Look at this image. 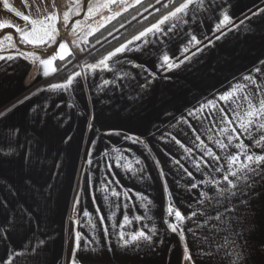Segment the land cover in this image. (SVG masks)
I'll return each instance as SVG.
<instances>
[{"label": "snow or ice", "instance_id": "1", "mask_svg": "<svg viewBox=\"0 0 264 264\" xmlns=\"http://www.w3.org/2000/svg\"><path fill=\"white\" fill-rule=\"evenodd\" d=\"M40 3H45V0H40ZM155 3L166 11L156 9L160 16L154 23L102 54L95 63L80 64L81 71L71 72L63 82H49L46 89H37V92H75L80 87L78 77L84 80V87L87 88L89 76L98 72L111 73V79L101 77L95 87L105 95L108 90H119L124 95L131 88L136 95L131 97L128 94L130 98L134 103L139 101L142 104L146 97H150V88L158 76L174 80L176 70H187L188 65L194 63L206 49L214 47L217 41L226 38L229 33L239 30L233 15L217 0H155ZM137 5L143 8V12ZM232 6L231 0H228V7ZM2 7L6 11H13L7 0H4ZM52 7L53 11L42 17L16 12V16L25 22L23 25L0 22V52L11 49L15 53L0 54V62L5 65L0 71L5 75L9 68L13 72L16 70L17 66L13 62L17 59L38 65L45 77L51 72L66 69L72 63L66 57H74L75 54L66 40L59 39L61 32L57 21L60 15L55 10L54 0ZM131 8L136 9L131 16L135 20L138 15L143 16L144 12H148L149 8H155V5L151 0L146 4L144 0H69L62 13V22L64 28L76 37L71 41L72 46L80 49L81 53L94 55L99 51L97 45L103 47L105 43L110 44L108 37L113 36V31H119L115 26L109 29L106 25ZM217 11L220 16L210 29V34L199 32L202 25L197 22L201 14L214 15ZM81 14L82 20L77 19L69 25L73 16L79 17ZM241 14L244 19L239 24L248 21L258 29L264 26V9L251 11L250 15ZM253 17H260L259 25L254 23ZM143 18L147 20V16ZM123 27L124 23H120V28ZM9 28L14 30L13 33L5 34L4 30ZM16 34L18 40L14 39ZM89 36L93 37L94 42H89ZM260 39L264 41V34ZM177 40L180 42L173 51L168 45ZM18 44L31 46V50L21 51ZM53 45L56 47L53 48ZM49 48L51 52L47 51ZM129 52L153 57L155 70L143 63L137 64L135 57L122 58ZM57 60L63 63L56 66L54 62ZM126 66L138 68L146 76L133 77L131 72L125 70ZM170 72L174 74L168 75ZM23 102L18 101L0 110V165L19 162L17 180L0 175V245L5 246L0 264H48L42 259L48 250L43 238L46 233L42 228L47 207L44 193L46 185L38 183L33 175L40 167V160L45 158L42 155L43 132L48 121H43V127L33 126L30 130L7 124L10 115ZM163 114L171 115L168 109H164ZM95 119L94 114L88 117L89 130L95 127ZM33 120L35 125L41 124L38 113ZM168 125L173 131H166L156 139L165 144L174 141L183 150L178 158L168 151L165 155L176 167L180 180H184L182 190L175 195L187 197L183 202L188 209L185 211L173 203V193L165 183L164 212L168 218L163 223L166 230L181 241L182 259L179 264H264V59H259L251 72L234 78L226 89L211 91L208 97L198 100L196 104L185 105L179 117L171 115ZM105 135L119 136L129 145L143 146L149 153L152 151L145 139V136L150 135L148 132L129 133L112 129ZM181 135L185 142L178 138ZM245 139L250 143H246ZM91 143L95 145L96 141ZM112 151L116 153L114 159L122 161L121 167L125 170L134 174L143 171L142 168H133L132 162L122 154L130 151L129 148H113ZM86 155H92L91 149ZM102 155L112 158L107 152ZM86 163L91 165L93 161L86 160ZM134 163L141 165L142 161L134 158ZM154 163L161 178L166 179L161 162L157 159ZM87 180L91 187V176ZM193 190H197L195 203L188 195ZM111 195L116 197L119 193L112 190ZM137 199L143 205V215L130 218L122 213V219L117 220V227L124 231L109 232L105 229L101 241L98 242L93 236L91 241L83 243L80 234L75 233L68 264H112L113 260L118 264H148L146 260L139 259V252L145 248L155 250L157 240L154 238L158 237V229L149 215L153 202L140 193H137ZM78 200L79 193L73 203L74 209ZM105 219L111 217L102 218L100 223L103 224ZM145 219L153 223H142ZM133 221L141 227L132 226ZM71 223L76 224L78 221ZM16 232H22L25 237L19 247L12 245L11 236ZM189 235L192 237L191 246L187 243ZM113 236L118 241L116 246H105L104 241ZM97 243L100 247L96 246Z\"/></svg>", "mask_w": 264, "mask_h": 264}, {"label": "crops", "instance_id": "2", "mask_svg": "<svg viewBox=\"0 0 264 264\" xmlns=\"http://www.w3.org/2000/svg\"><path fill=\"white\" fill-rule=\"evenodd\" d=\"M28 1H30L28 3L32 14L46 15L45 13L51 7L46 4L48 0H45L43 4L40 0ZM231 2L233 6L228 7V0H217V3H223L225 9L233 15L239 30L229 33L226 38L217 41L214 47L206 49L194 63L188 65L187 70H176L174 80H165L158 76L150 88V97H146L142 104L139 101L134 103L130 98L128 94L131 97L136 95L131 88L127 89V94L124 95H121L119 90L116 92L108 90L105 95L95 87L97 83H100L101 77L111 79V73L98 72L89 76L87 88L84 87V80L78 77L80 87L75 92L63 93L37 92V89H46L50 79L63 69L51 72L48 77H45L38 65L17 59L13 62L14 66H17L14 72L11 68L7 75L0 71V110L18 101H24L10 115L6 123L20 125L30 130L33 126L43 127V121H48L47 128L43 132L42 155L45 158L40 160V167L33 173L38 183L46 185L44 193L47 207L42 228L46 233L43 238L47 242L48 250L42 259H45L48 264H68L71 260V245L75 233L80 234L81 243H83L91 241L93 236L98 242L101 241L105 229L109 232L124 231L117 227V220L122 219V213L129 215L130 218L133 215H143V205L137 199V193L147 196L153 202L149 215L153 217L158 229V237L154 238L157 240L155 250L147 248L141 250L139 259L146 260L148 264H179L182 259L181 241L178 236L167 231L163 223V220L168 218L164 212L165 183L169 191L173 193V203L185 211L188 209L183 201L187 197L181 198L175 195L182 190L184 180H180L176 174V167L171 164L165 152L168 151L173 157L178 158L183 154V150L174 141L165 144L156 137L166 131H173L168 125L171 115L179 117L185 105L196 104L198 100L208 97L211 91L226 89L234 78L251 72L257 61L264 59V41L260 39L264 34V26L258 29L248 21L239 24L244 19L242 12L250 15L251 11L264 9V0H231ZM2 4L0 0V16H3L6 11ZM44 8L47 10L44 11ZM20 12L28 14L26 6L24 11ZM219 16V11L214 15L202 13L197 22L202 25L198 31L210 34V29L218 22ZM4 17L11 20L8 16ZM12 20L15 24L24 23L23 19L17 22L14 18ZM253 21L259 25L260 17H253ZM8 30L13 33L12 29ZM61 33L62 36L65 34L64 31ZM179 42L177 40L168 46L175 51ZM18 47L21 51L31 50V46L18 44ZM70 49L73 52V49ZM47 51L51 52L52 49L49 48ZM0 54L15 53L8 49ZM132 57H135L137 64L143 63L155 70L153 57L131 52L127 53L126 57L122 56V58ZM54 64L56 65L55 62ZM3 67H5L4 63L0 62V69ZM125 70L131 72L133 77L146 76V73L138 68L126 66ZM77 71H81V68ZM173 74L168 73V75ZM33 93L36 94L32 95ZM25 97L29 99L25 100ZM164 109H168L171 115L163 114ZM37 113L41 118L40 125L34 124L33 117ZM93 114L96 117L95 127L89 130L87 120ZM193 123L196 122L193 121ZM156 128H159L158 132ZM112 129L129 133H150L145 136V139L152 151L149 153L143 146L129 145L119 136L105 135ZM29 134L31 135L30 131ZM178 138L185 142L183 135ZM93 140L96 141L95 145L91 143ZM245 142L250 143L247 139ZM113 148H129L130 151L122 154L127 156L129 162H132L133 168H142L143 171L134 174L121 167L122 161L114 159L116 153L112 151ZM89 149L92 151L91 156L86 155ZM105 152L110 153L112 158L102 155ZM134 158L140 159L142 164H135ZM157 159L161 162L166 179L161 178L160 171L154 163ZM86 160H92L93 163L89 165ZM18 174L19 162L0 165V175L15 181L18 179ZM199 175L197 173V177ZM89 176L92 180L91 187L87 180ZM105 189L107 191H104ZM112 190L117 191L119 196L113 197ZM78 193L79 200L74 209L73 203ZM196 194L197 190L188 194L193 203H195ZM85 212L88 213L87 216L84 215ZM107 217L111 219H105L101 224V219ZM72 221H78V223L73 224ZM153 221L145 219L142 223L151 225ZM132 226L141 227L135 221ZM24 239L22 232L13 233L12 245L19 247ZM117 243L115 236L104 241L105 246L110 244L114 247ZM187 243L192 245L190 235ZM96 246L100 247V244L97 243ZM4 254L5 246L0 245V256ZM193 254H195L194 248ZM112 264H118V262L113 260Z\"/></svg>", "mask_w": 264, "mask_h": 264}, {"label": "trees", "instance_id": "3", "mask_svg": "<svg viewBox=\"0 0 264 264\" xmlns=\"http://www.w3.org/2000/svg\"><path fill=\"white\" fill-rule=\"evenodd\" d=\"M144 2L146 4L149 2V0H144ZM151 3L155 5V8H152V10H150L145 15V16H147V20H145L143 18L144 16L141 17L139 15L137 16V18L135 20H132L131 16H132V14H134L136 12V9L131 8V9H129V11L127 13H124L121 17H118L116 20L112 21L111 24L106 25V27L109 29H112L113 26H115V28H119L118 33L116 35L112 36L111 38L108 37L109 40L111 41L110 44L105 43L103 45V47H101L100 45H97V48L99 49V51L95 52L94 55H88V53H87L82 58V64H84V63H95V61L97 59H99L102 54H106V52L111 50L113 47L119 46V43H122L125 40L131 38L132 36L137 34L139 31L143 30L144 27L149 26L150 23H154L155 20L157 18H159V16H160V12L156 11V9H161V11H166L165 9L161 8L160 4H156L155 0H151ZM137 8H139V10L141 12H143V8L140 5H137ZM149 9H151V8H149ZM129 21H130V23H129ZM120 23H124L123 29L120 28ZM101 32H104V29H101ZM116 32L117 31H113V34ZM106 34L107 33L105 32V35ZM96 35H99V33H96ZM88 40L90 43L94 42L93 37H89ZM66 59L72 60V57H67ZM55 63L57 66H60L63 62L57 60ZM78 69H79L78 66L71 65L68 68L63 69L58 74H56V76H54L52 79H50L49 82H51V83L63 82L71 72L77 71Z\"/></svg>", "mask_w": 264, "mask_h": 264}, {"label": "rangeland", "instance_id": "4", "mask_svg": "<svg viewBox=\"0 0 264 264\" xmlns=\"http://www.w3.org/2000/svg\"><path fill=\"white\" fill-rule=\"evenodd\" d=\"M4 2V0H2V3ZM28 2H30V1H28V0H7V3L9 4V7L11 8V9H13V11H10L11 12V14H13V15H11L10 14V12L8 13V12H6V11H4V14H3V16H2V18H1V16H0V22H2V21H8L9 23H11V24H15L14 22H13V18H14V21L16 20V22H17V20L19 21V20H21V18L20 17H17L16 16V12H20V11H24V6H26V9L28 10V14H32V13H30V8H29V3ZM163 2V1H162ZM54 3H55V10L58 12V14L60 15V19L57 21V27H58V29L60 30V32H65V34L62 36V33H61V35H60V37H59V39L60 40H66L67 42H68V44H69V47L70 48H72L73 49V52H74V54H75V56L74 57H72V63L71 64H69L68 66H67V68L69 67V66H71V65H76V66H78L79 67V65L80 64H82V58L87 54V52H84V53H81V51H80V49H78V48H74L73 46H72V44H71V41L73 40V39H76V37L74 36V35H72L71 33H70V30L69 29H65L64 28V25H63V22H62V13H63V11H65L66 10V7H67V5H68V3H69V0H54ZM47 4V6L48 7H50L49 9H48V11L45 13L46 15L47 14H49V13H51L52 11H53V7H52V4H53V0H48V2L46 3ZM47 10V8H44V11H46ZM150 10H152V8L151 9H149V11ZM148 11V12H149ZM42 12V11H41ZM148 12H145L144 14H143V16H145ZM21 13H25V12H21ZM42 14V13H41ZM33 16H36V14H32ZM4 16H8V17H10L11 18V20H9L8 18H6V17H4ZM39 16H45V15H39ZM143 16H141V17H143ZM77 19H80V20H82L83 19V14H81V16H79V17H77V16H73L72 17V20H70L69 21V25H71V23L73 22V21H75V20H77ZM25 23V22H24ZM24 23H22V24H19V25H23ZM17 24V23H16ZM9 29H11V28H9ZM123 29V28H122ZM121 30V29H120ZM12 31H14L13 29H12ZM4 32H5V34H11L12 32H9V30L8 29H5L4 30ZM118 32H116V33H114L113 34V36L114 35H116ZM82 35V34H81ZM89 37H91V36H89ZM89 37H88V39H89ZM112 36H110L109 38H111ZM108 38V39H109ZM14 39H16V40H18V34H16L15 35V37H14ZM21 45H23V44H21ZM53 47H56L55 45H53ZM81 47H84V45L83 44H81ZM80 68V67H79Z\"/></svg>", "mask_w": 264, "mask_h": 264}]
</instances>
